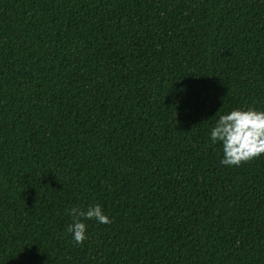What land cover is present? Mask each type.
Here are the masks:
<instances>
[{
    "label": "trees",
    "instance_id": "1",
    "mask_svg": "<svg viewBox=\"0 0 264 264\" xmlns=\"http://www.w3.org/2000/svg\"><path fill=\"white\" fill-rule=\"evenodd\" d=\"M237 108L264 0H0V264H264V155L211 139Z\"/></svg>",
    "mask_w": 264,
    "mask_h": 264
},
{
    "label": "clouds",
    "instance_id": "2",
    "mask_svg": "<svg viewBox=\"0 0 264 264\" xmlns=\"http://www.w3.org/2000/svg\"><path fill=\"white\" fill-rule=\"evenodd\" d=\"M211 139L215 143L222 142L224 165L238 166L264 155V111L255 108L247 110L237 108L228 114L220 115L211 131ZM69 214L74 222L68 226V233L73 234L77 244L86 240V224L83 220L96 219L101 224L112 221L102 211L99 204L88 209L72 208Z\"/></svg>",
    "mask_w": 264,
    "mask_h": 264
}]
</instances>
